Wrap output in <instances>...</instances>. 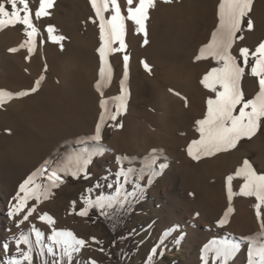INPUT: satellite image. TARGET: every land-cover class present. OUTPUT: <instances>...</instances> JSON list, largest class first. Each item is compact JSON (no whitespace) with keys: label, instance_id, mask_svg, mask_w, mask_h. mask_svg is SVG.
Masks as SVG:
<instances>
[{"label":"rangeland","instance_id":"1","mask_svg":"<svg viewBox=\"0 0 264 264\" xmlns=\"http://www.w3.org/2000/svg\"><path fill=\"white\" fill-rule=\"evenodd\" d=\"M80 1L81 4L76 8L73 6L72 0H58L59 8L57 11L59 15H69V13L76 9L78 13L79 11H83L82 15L86 20L90 21L91 19L92 21L95 19L99 24V19L96 17L94 9L89 3L90 0ZM162 1L168 5H176L180 10L185 9L187 11L188 8L192 10V4L196 1H199V4L201 3L204 6L200 8L194 5L195 12L199 10L202 17L197 21H192L187 14L184 20L181 21L186 31L184 37L178 41L173 39L174 41L170 42L173 48L181 45L187 50V54H185L180 63L177 62L176 55L172 56V60L159 56L153 58V56H149L132 48L127 39L128 32L131 30V20L127 19L128 5L126 0H118L122 14L125 17V34L123 37L125 47L120 49L119 41L114 42L106 48L105 57L102 61L98 49L106 42L107 33L105 32V39L102 40L99 27H95L92 24L80 30L82 38L77 42L78 45L76 44L74 46L76 49L86 50L92 53L94 60L100 65L99 68L96 67L94 72H91L89 67L80 60L76 63L72 59L69 60L70 62H66V66L67 64L68 66L64 67V69L61 68V71L58 68L55 70L51 69L45 61L40 62V70L39 64H37L34 67H29L27 71L25 70L26 72L23 71L32 86H35L38 80L35 76H38L37 74L40 71L43 79L46 80V82L44 80L45 84L44 82L40 83L39 87L41 91L47 94L50 92L49 94L57 97L65 92L63 97L70 104L76 101L77 90L87 86L90 90L91 97L84 105L87 109L85 108L86 112H83L88 114L83 113L82 115L89 116L92 124L84 125V123H80L79 121L75 122L70 116H67L70 114L64 113L58 116L61 119L54 120L51 122V125L38 127L39 129L36 128L37 133L42 136L45 135L46 131H52L49 132V135H51L48 136L49 138L47 137V140H38L37 138L26 140L19 148H15L14 150V148L7 147V151L3 152L2 155L0 154V244L4 242L9 244L7 250L0 247V264H12L14 258H19L20 252L17 251L16 240L22 233L29 235V238L33 242V258L31 264H43L45 259H47L48 264H52L54 258L47 254L46 248L44 249L45 255H37L41 250V245L36 243L34 229H39L44 233L43 243L45 245L51 243L49 237L53 230L71 231L76 238L83 239L87 242L86 246L70 260L65 257L63 264H93V262L95 264H248L250 247L247 240L253 237L264 236V228L257 227L254 224H248L241 230L225 225H220V227V215L208 212V209L202 206V204L200 205V201L203 198L209 197L212 192L218 189L216 186L218 184L217 181L219 180L218 182L222 184L220 179L223 178L224 174H228L231 171L236 172L240 166L242 167V155L240 151H246L248 154L252 153V150L248 148L251 138L242 137L238 147H234L228 151H222V154H231L230 158L232 163L231 165L229 164L230 168L226 167L224 171H221L222 174L216 171L205 173L201 170L188 167L187 164L189 163V159L196 160L192 158L193 156L189 155L188 148L189 146H193V152H195L193 142L201 139L199 124L197 122L204 119L207 115L191 122V127L194 126L192 129L194 128L195 134L186 138L187 153L183 155H176L172 152L173 146L166 142L164 132L160 128H155L154 126L148 127L151 122L145 113L147 110L149 115L154 119L158 115L155 113H159L160 120L164 123L165 128L171 129L169 122L172 102L170 99H167L159 106L151 105L155 88L145 78L154 81L161 90L163 89V91L169 93L172 92L171 94H174L176 98H181L182 103L180 106L186 116L189 113L186 95L190 89H194L202 99H216V96L206 90L205 85L202 83L203 78H200L198 74L193 75L191 81H188V83L180 84H176L172 78L164 74V71L169 67V61H174V63L176 62L186 67L192 60L201 56V51L196 48L198 38L200 36L209 37L217 23L216 11L211 3L212 0ZM28 2L32 12L30 20L31 23H35L34 27L36 29L31 38L26 35V31H30V29H27L22 23L0 28L1 30H6L21 27L24 37V47L27 50L31 48L32 52L43 47V30L40 25L42 22L45 25L48 23L44 16L37 18L35 15L36 9L38 8V0H28ZM137 3L138 0H133L132 6L135 7ZM109 12H111V9H109ZM245 18L248 25L250 18L247 15ZM54 29L55 31L53 33L55 36L64 37V40L55 43L59 56H64V52L68 47V43L66 42H68L69 34H63L56 27ZM156 36L160 42H166L172 39L171 31L165 28L160 29ZM61 44L63 45L62 48ZM118 49L121 50V64H114L113 59ZM125 55L129 57L126 74L123 59ZM240 59L243 61L242 57ZM65 60L66 58L63 61ZM110 62L113 68L110 80H108L101 76L100 69L103 67L105 70ZM144 63L149 65L151 71L145 69ZM253 63L254 59L250 56L249 69ZM60 73H62L61 75L66 73L67 76H70L62 85L58 81ZM74 74L85 76L84 82L82 84L78 83L73 77ZM49 80L54 82V86L49 84ZM98 81L103 85L102 88L97 87ZM108 84L114 92L112 98L114 103L113 112L116 106L120 104L118 98L125 95L128 106L130 109H134H132L131 114L135 121L137 120L136 128L147 127V130L145 127L141 132L140 141H136L134 146L121 143V139L117 143L112 142L114 128L118 127L117 125L123 124L122 117L118 116L117 120L113 121L109 119L106 123L103 137L98 147L91 148L87 152L84 150L73 152L72 147L69 148L67 143L65 148L57 153H53V150L62 137L76 136L88 138L95 135L98 123L105 114L102 102L108 98L106 90ZM39 87L38 89H40ZM254 96L255 92L243 93V99L245 101L254 98ZM14 101L0 104V108L2 110H9L18 104L17 101ZM241 106L237 105L234 115H238ZM1 109L0 111H2ZM156 122L158 123L155 119ZM154 130L157 131L156 140L150 141L148 137L150 136V132ZM259 133L261 140L264 142V118L261 119ZM262 149L264 152V146ZM153 150H155V155L153 154ZM92 152L96 154L92 156L91 162L87 165V179L85 178V173H80L78 177H73L70 174L61 172L60 175L63 178V183L59 187H52L50 189L51 195L47 198L41 196L39 201L33 196L22 207L21 211H16V205L18 203L16 197L19 191V185L32 175L34 170L40 166L43 159L49 158V165L40 175V183L33 181V184L30 186L36 187L41 193L48 188L49 182L47 176L53 168H66L69 173L75 171L77 158L86 159L88 153ZM69 154H73V157L67 161L66 158L69 157ZM235 156H237L238 163L235 161ZM206 158L213 161L215 160V155L206 156ZM153 159H155L156 163L149 168L147 165L151 164ZM161 163L166 165L162 170L159 168ZM128 168L133 169L129 177L140 180L143 184V205L121 227L119 237H114L101 223L92 219L89 214L81 216L78 213L80 209L85 207L86 199L94 200L97 195L101 194L99 187L95 186L98 185L102 177L116 176L118 171L122 169L126 171ZM253 168L258 174H264V169ZM153 171H155V174H153ZM204 176H206V180L208 179L207 182L209 181V184L203 183ZM149 177H151L150 182ZM220 183L219 185H221ZM224 185L226 184L223 181V185L221 186ZM21 195L23 194L21 193ZM222 203L224 207L227 205V202L224 200ZM234 205L237 206V203L235 202ZM31 207H35L36 210L29 215L28 208ZM198 212L210 215L203 216L200 214V216ZM262 212L264 213V208ZM25 215H29L27 221L23 219ZM41 216L45 217L44 220L40 219ZM49 218H51V221ZM217 230L218 232H216ZM93 237H95V241H93ZM222 241L238 242L240 244L238 252L227 262H224L223 258L218 257L215 252V245ZM261 247L253 249V252L255 253ZM20 250L27 252L29 246L21 244ZM56 251L59 253L62 252V249L57 246ZM56 259L58 260V257ZM252 259L254 264H260L258 255L254 254ZM24 264H27V262H24Z\"/></svg>","mask_w":264,"mask_h":264},{"label":"bare ground","instance_id":"2","mask_svg":"<svg viewBox=\"0 0 264 264\" xmlns=\"http://www.w3.org/2000/svg\"><path fill=\"white\" fill-rule=\"evenodd\" d=\"M72 2H73V6L76 8L79 6V4H81L80 0H72ZM211 3L213 5L214 10L216 11L215 13L217 16V23L212 34L209 37L200 36V38H198L196 48L199 51H201V49H203L205 46L211 43L213 34L219 28V24H220L219 5L221 3V0H212ZM39 4H40V0H38V8H39ZM53 5H54L53 7L47 9L50 15L44 16L48 24L45 25V23L42 22L40 25L41 29L43 30L42 32H43V41H44L42 42L44 44L41 49L39 48L31 52L24 47V37L22 34L23 32L21 31V27L20 28L15 27L6 30H1L0 28V83H1L0 91L3 92L4 103L5 102L9 103L14 100L18 102V104L15 107L13 108L10 107L11 109L9 110H5V109L2 110L0 108L2 110L0 111V116H1L0 117L1 119L0 154L1 155L3 154V152L7 151L6 150L7 147L14 148L15 150V148H19L26 140L35 139V138H37L38 140L39 139L47 140L49 138L48 136L51 135V134L49 135V132L52 131L45 130L46 131L45 135L42 136L37 133L36 128L42 126L45 127L48 126L49 124L51 125V122H53L54 120L59 118L61 119V117L58 118V116L59 115L61 116L64 113L70 114V115L67 114L66 115L70 116V118L75 122L79 121L80 123H84V125L91 123L89 116L82 115L84 112H86L85 110L86 107L84 105L85 103H87L86 101L89 100V98L91 97L90 90L87 88V86L79 88V90H77L76 101L70 104L67 103L66 102L67 99L65 100L63 97V94L65 92H63V94L60 95L59 97L49 94L50 92H48V94L42 92L40 87H39L40 89H37L35 92H31L30 89L34 86L30 84L28 77H26L27 75L25 76L23 72L25 70L27 71L29 67H34L37 64H39V70H40V62L42 61H45L51 67V69L55 70L56 68H58L61 71V68L64 69V67L68 66V64L66 66V62L67 63L70 62L69 60L71 59L73 60V62L76 61V63L78 60H80L83 64H86L89 67L91 72H94L96 70V67L98 68L100 67V65L96 63V61L94 60L91 52H88L86 50H79L74 47L79 41V39L82 38L80 34V30L82 28H86L87 25L89 24H92L95 27H99L97 21H95V19H93L92 21L91 19L90 21L86 20L82 15L83 11L82 12L79 11L78 13L76 9H75L76 11L75 10L72 11L71 13H69V15L60 16L57 11V9L59 8L58 0H53ZM192 5H193L192 10H189L188 8L187 11L185 9L180 10V8L177 7L176 5H168L162 0H154V5L151 9H149L148 18L145 21L146 34L145 32H139L137 30L138 26L135 25L133 21H131V30L128 32L127 39L130 45L132 46V48L137 51H141L145 54H148L149 56H153V58H156L155 56H159L161 58L165 57L168 60H172L173 59L172 56L176 55L178 60L177 62L180 63L183 57L185 56V54H187L186 53L187 50H185V48L181 45L176 46V48L175 47L173 48L170 42L174 40L178 41L179 39L184 37L186 31L183 25L181 24V21L184 20L187 14L189 16V19L192 21H197L199 18L202 17V14L199 13V10L195 12L194 5L200 8H203L204 6L201 5V3L199 4V1L198 2L196 1ZM111 14L112 13L109 11L105 12L104 13L105 19L106 20L109 19ZM92 15L90 16L92 17ZM246 15L249 16L250 21L252 22L253 27L251 30H249L247 27L246 18H245ZM246 15L242 18L240 31L237 33V38L234 40L232 49H230L232 55L237 57V61L238 63H240L242 67L244 65H243V61H241L240 59L241 56L239 55V49L246 47L251 52L254 51L255 48L261 42H264V0H256L254 2L253 0H250V8L247 11ZM98 22L100 23V21ZM32 24L33 26H35L34 22H32ZM48 25H52L56 27L63 34L66 33L69 34L68 42H66L68 43V47L64 52L65 55L64 56L61 55L62 57L59 56L55 42H53V40L50 39V36H55V35L54 33H49L47 31ZM162 28L171 31V38H172L171 40L166 42H160L158 40L156 35L157 32ZM240 37H242V39H240ZM145 40H147L146 44L144 43ZM21 45H23V47ZM10 49H15V51H10ZM65 58L66 60L63 61ZM113 62L114 64H121L120 49H118L117 54H115ZM169 63H170L169 67L166 71H164V74L167 77L172 78L176 82V84L188 83V81H191L193 75L195 74H198L200 78H203L205 74L208 73L212 68L214 67L218 68L222 66L216 60L202 55L199 58L192 60L186 67H183L181 64H178L176 62L174 63V61H169ZM112 68L113 67L110 62L109 66H106L105 69V75L107 76L108 80H110ZM61 74L62 73H60V77L58 78L59 79L58 81H60L62 85V83H64V81H66V79H68V77L70 76H67L66 73L64 75ZM37 75L38 76L35 77H37L38 80H40V83H43L45 79L42 80L40 79L42 77L41 72L39 71ZM73 77L80 84H82V82H84L85 80V76L81 74L78 75L74 74ZM145 79L153 88H155L151 105L159 106L161 105L162 102H164L167 99H170L172 102L171 105L172 108L170 109L171 116L169 122L171 129L169 130L165 128L164 123L161 122L159 113L157 112L155 114L158 115L155 116V119L158 121V123L157 122L155 123V119L149 115V112H147L148 110L146 109L147 111H145V113L148 115L147 117L151 122L148 125V127L149 126H154L155 128L158 127L161 129L162 132H164L165 140L167 143L173 146L172 152L174 154L183 155L184 153H187L186 138L195 134L193 130L194 128L192 129V127L194 126L191 127V122L196 121L197 119L207 115V111H208L207 101L211 98L202 99L194 89H190L186 95V103L189 108V113L186 116L183 113L182 107L180 106V104L182 103L181 98H176L174 94H171L172 92L169 93L163 91V89L161 90L154 83V81L150 80L149 78H145ZM49 84H51V86H54V82L51 80H49ZM238 87L240 88L242 93L255 92V95L257 94L259 90L258 78L251 76L249 65L248 67L245 68L244 75L238 81ZM217 89L219 91V86H217ZM106 90H107L108 98L103 101L104 102L103 110L105 114L103 116V120L100 119L98 123V125L100 126V140L103 137L106 123L109 121V117L113 112V106H114L112 100L114 96V92L112 91L113 89H111V87L108 84L106 86ZM206 90L210 94L217 97V93L213 92L211 88L206 87ZM23 92H27L28 94L17 95ZM9 93L12 94L11 98H9ZM123 97H124L123 103L125 107L121 109V114L119 115L123 119V124L121 125V127L114 128V136L112 142L117 143L118 140L121 139V143H126L127 145L134 146L136 141H140L141 132L146 126L143 124L145 126L144 128L142 127L136 128L137 120L135 121V119L132 117L131 114L133 108L130 109V107L127 104V98L125 97V95H123ZM89 110L91 111V109ZM84 114H88V113H84ZM91 116L93 117V115ZM260 122H259V126H260ZM95 136L96 133L94 136L88 138L76 137V136L62 137L58 145H56L55 149L53 150V153H57L61 149L65 148L67 143L69 148L72 147L73 152H78L80 150L85 151V149L89 150L91 148L98 147L100 140L99 141L95 140ZM156 137H157V131L154 130L150 132V136L148 137V139L150 141L152 140L155 141ZM240 139L238 140L235 147H238ZM263 146H264V142L261 140V136L258 128L256 134L251 137V142L248 144V148L252 150V153L248 154L246 151H240V154L242 155L241 165H243V161L247 159L252 164L253 167H256V169L258 168L260 170H263L264 169V152L262 151ZM230 156L231 154L228 153L222 154V152H219L215 154V160L213 161L207 159L206 156H201L199 160H190L189 158H187L189 159V163L187 164V166L197 170H201L205 173H210L211 171H216L220 173L222 170L224 171L226 167H229L231 165L232 160ZM72 157L73 154H69V157L66 158V160L69 161L70 159H72ZM235 157L236 160L235 159L234 160L237 161L238 163L237 156ZM45 161H50V159L49 158L43 159L40 163V166H38L34 170L33 173H37V174L33 177L34 179L33 181L40 183L39 177L42 173L37 172V170L44 165ZM229 175H232L234 177L230 185L231 199H229V184L226 179ZM205 178L206 176H204L203 183L205 182L209 184V181L207 182L208 179L206 180ZM218 181H217L218 184L216 185L218 189L212 192V194L209 197L203 198L200 201V205L202 204V206L208 209L209 210L208 212H211V214H219L220 220L225 219V212L228 211L229 209H232V211L229 212L227 217L228 222L225 224L219 223V226L225 225L228 227H234L237 230H241L244 226H247L248 224H254L257 227H261L264 218L257 217L256 215V210L254 207L255 204L257 203L256 198L247 197L239 194L240 187L244 182L243 178L235 177V171H231L228 174H224L223 178L220 179V181H222V184ZM223 181L226 185L221 186L223 185ZM219 183L221 185H219ZM223 200L227 202V205L225 207L222 206ZM235 202L237 203V206L234 205ZM263 208L264 206H262L261 212ZM200 214L201 213H199V215ZM201 215L209 216L210 214L205 215V213H202ZM200 216L198 217L200 218ZM216 232H218V230ZM247 243L249 244V247H251L252 249H256L258 247L264 246V236L249 238L247 240Z\"/></svg>","mask_w":264,"mask_h":264},{"label":"snow or ice","instance_id":"3","mask_svg":"<svg viewBox=\"0 0 264 264\" xmlns=\"http://www.w3.org/2000/svg\"><path fill=\"white\" fill-rule=\"evenodd\" d=\"M127 2V19L131 20L138 26L139 32H145V21L148 18V11L154 5V0H138V3L133 7V0H126ZM90 4L94 9L96 16L99 18V29L101 33V39H105V32L107 33V40L98 49L101 60H104L106 48L112 45L114 42L119 41L120 49L125 47L124 34H125V17L122 14L120 4L118 0H90ZM250 0H221L219 5L220 12V24L218 30L213 34L211 43L201 49V55L207 56L211 59L216 60L222 66L214 67L203 77L202 83L211 88L213 92L217 93L216 99H209L207 101L208 111L207 116L201 119L197 123L199 124V131L201 133V139L194 141L195 152H193V146H189V155L193 156L194 159L199 160L201 156H212L222 151H228L236 146L238 140L242 137L251 138L254 136L259 128V122L264 118V42H261L254 51L248 48H240L239 55L243 58V67L238 63L237 57L232 55L230 49L233 47L234 40L237 38V33L240 31L242 18L247 14L249 10ZM22 6V7H21ZM53 0H40L39 8L35 15L37 18L41 16L50 15L47 9L53 7ZM111 9V16L109 19H105L104 13ZM32 12L29 7L28 0H0V27L15 26L16 23H22L26 26V35L31 38L33 33L36 31L35 27L31 23L30 17ZM95 22V21H94ZM248 29L251 30L253 25L249 20ZM47 31L53 33L55 31L54 26L49 25ZM50 39L55 43H59L64 40L63 36H50ZM242 39V37H240ZM147 43V40L144 41ZM23 47V45H21ZM63 45L61 44V48ZM15 51V49H10ZM31 51V48H29ZM254 59V63L250 67V74L253 77L258 78V92L254 98L245 101L243 99V93L238 87V81L245 73V68L249 65V57ZM125 64V74L127 71V63L129 57L125 55L123 57ZM146 70L151 71L149 65L144 63ZM100 74L104 79H107L105 70L102 67ZM41 80L43 77L40 78ZM40 85V80H37L35 86L30 89L31 92H35ZM219 86V91L217 89ZM97 87L102 88L103 85L98 81ZM123 91V89H122ZM171 91V90H170ZM27 92L19 93L17 95H27ZM177 95H179L177 93ZM12 94L9 93V98ZM121 102L115 108V111L110 115L109 119L115 121L121 114V109L124 108V97L118 98ZM4 103L3 92L0 91V104ZM237 105H242L239 108L238 115H234V111ZM104 102H102V107ZM250 109V110H248ZM103 120V116L101 117ZM118 127L121 125H117ZM95 140H100V126L96 128ZM87 152V149H85ZM96 153H88L86 159L77 158V166L75 171L70 173L66 168H53L47 176L49 182L48 188L44 192H39L36 187H30L33 184V177L37 173H33L27 179H25L19 185V191L17 193V205L16 211H21L22 207L27 204L29 199L35 196L36 200L39 201L41 196L47 198L51 195L50 189L52 187H59L63 183V178L60 175L61 172L70 174L73 177H78L80 173H85L87 179L86 168L91 162L92 156ZM155 155V150H153ZM156 163L155 159L151 161V164L147 166L152 167ZM49 161H45L44 165L37 170L39 173H43L48 167ZM166 165L161 163L159 168L162 170ZM133 169L128 168L120 170L116 173V179L114 182L107 184V188L112 189L113 183H115V192L113 195L105 196L103 194L97 195L94 200L86 199L85 207L79 210V215L86 216L90 209H98L100 215H105L104 209L111 207L113 203L117 201V198L122 197L120 200L121 204L129 202L130 198L134 199L138 193L135 189L132 191H125V185L121 183V177L125 181L128 180L129 175ZM155 174V171H153ZM235 177H242L243 184L240 187V195L247 197H255L257 203L255 204V210L257 217L264 218V213L261 212L262 206H264V174H258L253 168L252 164L245 159L242 167L235 172ZM143 178V177H141ZM107 179V177L103 178ZM229 184V199H231V182L234 179L232 175L227 178ZM151 177H149V182ZM95 187H102V185H96ZM91 191V189H89ZM21 193L23 195H21ZM75 204V202H73ZM35 207L28 208L29 215L34 212ZM229 209L225 212V219L219 221L220 224L227 223V217ZM29 215L23 217L24 221L29 219ZM44 216L40 219L44 220ZM51 221V218H49ZM261 227L264 228V221H262ZM36 243L41 245V250L37 255H45L44 249L46 248L47 254L51 255L54 259L52 264H63L65 257L69 260L86 246V241L78 239L71 231H56L53 230L49 239L51 243L45 245L43 243L44 233L39 229H34ZM95 241V237L92 238ZM28 245L29 250L27 252L20 250V245ZM17 251L20 252L19 258H14L12 264H31L33 253L32 245L33 242L29 238V235L22 233L16 240ZM59 246L62 252H57L56 248ZM4 250H7L9 244L4 242L0 244ZM240 244L238 242L222 241L215 245V252L218 257H222L224 262H227L233 257L239 250ZM258 255L260 258V264H264V246H262L255 253L250 247L248 252V264H254L252 259L253 255ZM58 257V260L56 259ZM43 264H48L47 259L44 260ZM95 264V262H93Z\"/></svg>","mask_w":264,"mask_h":264},{"label":"trees","instance_id":"4","mask_svg":"<svg viewBox=\"0 0 264 264\" xmlns=\"http://www.w3.org/2000/svg\"><path fill=\"white\" fill-rule=\"evenodd\" d=\"M103 178L105 177H102L98 183L99 185H102V187H99L101 194L105 196L113 195L114 187L116 186L115 183H113L112 189L108 188V190H106V188L108 183L115 181L116 176L112 175L111 177L108 176L107 179ZM121 183L125 185V191H132L135 189L138 193L137 197L134 199L130 198L129 202L124 204L120 203L122 197L117 198V201L113 203L111 207H106L104 209V212L106 213L105 215H100V211L95 208L90 209L88 212L92 219L101 223L114 237H119L121 227L131 218V216L136 214L139 207L143 205V184L141 181L131 177H128V180L125 181L124 178L121 177Z\"/></svg>","mask_w":264,"mask_h":264}]
</instances>
